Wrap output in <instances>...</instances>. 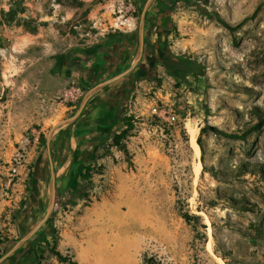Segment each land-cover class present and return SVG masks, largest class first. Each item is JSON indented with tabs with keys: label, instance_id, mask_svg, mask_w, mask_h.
<instances>
[{
	"label": "rangeland",
	"instance_id": "374dc122",
	"mask_svg": "<svg viewBox=\"0 0 264 264\" xmlns=\"http://www.w3.org/2000/svg\"><path fill=\"white\" fill-rule=\"evenodd\" d=\"M135 16L128 0H0V254L29 233L21 210L37 162L53 152L60 194L40 264H264V0L180 2L155 37V70L136 85L130 120L115 121L96 160L79 162L91 133L80 122L48 145L84 99L70 102L80 84L62 73L64 51L127 30ZM175 62H197L203 76L179 82ZM95 103L83 121L96 119ZM157 104L177 121L154 116ZM75 189L88 197L71 204Z\"/></svg>",
	"mask_w": 264,
	"mask_h": 264
},
{
	"label": "flooded vegetation",
	"instance_id": "af4514ba",
	"mask_svg": "<svg viewBox=\"0 0 264 264\" xmlns=\"http://www.w3.org/2000/svg\"><path fill=\"white\" fill-rule=\"evenodd\" d=\"M128 1L131 2L133 12L136 15V23L130 24L131 28L108 33L101 41L87 47H71L65 50L62 55L60 63L62 73L65 77H72V75L76 77L82 92L80 99L84 98L88 91L116 79L98 89L90 98L86 109L93 100H96L93 105V107L99 108L96 119L83 121V118H80L77 121L91 130L83 142L79 154L81 166L96 160L98 152L111 138L115 121L118 120L119 122L120 119L128 115L136 85L152 78L156 62L149 61V59L154 57V52L157 50L155 37L159 31L170 28L172 24V0ZM150 1V5L146 8ZM144 14V32L141 34ZM96 132L97 134H95ZM57 163V158L52 152V157L47 161L41 158L36 164L28 197L21 210L22 225L26 228L25 234L30 232L48 213L53 173H55L57 204L60 194L56 175ZM49 225L50 220L21 249L12 255L20 261L27 258L28 262L33 264L34 242Z\"/></svg>",
	"mask_w": 264,
	"mask_h": 264
},
{
	"label": "trees",
	"instance_id": "16d2710c",
	"mask_svg": "<svg viewBox=\"0 0 264 264\" xmlns=\"http://www.w3.org/2000/svg\"><path fill=\"white\" fill-rule=\"evenodd\" d=\"M183 1L184 0H172V3H173L172 11H174V9L177 7V5ZM216 18L224 27L228 28L229 30L234 31L237 29V27H233L229 23H227L225 20H223L218 14H216ZM172 71H173L176 79L182 83L190 82L189 80L191 78H193V80L197 82L198 80H200V77L203 76V70H202L201 66L197 64V62H194L192 66H190L186 62H175L172 65ZM129 120H130V118H128L127 116L120 119L123 126ZM77 123H79V122H75V123L69 125V127L75 126ZM126 126H127V129L125 131H123L120 135L115 136L114 139L116 141H120L123 138H125L126 136H128V133H129L128 129L131 128V125L129 126V124H128ZM213 130L217 135L224 136L227 138L231 137V135L229 133L222 131L220 129L215 128ZM199 142H200V140H199ZM71 194L72 195L69 199V202H71V204H75L76 199H84V198L88 197L87 194L83 193L81 189H75L74 191H72ZM184 218L188 223L195 222L197 224L200 221V217L197 215L185 214ZM53 232L54 231L51 229V226L49 225V227L47 229H45L44 231H42L40 233L39 238L37 240H35V242H34V259L32 262L33 264H40L41 260L38 259L37 256L40 255L41 252L44 253L43 249H38V244L41 242H44V243H46V245H48V243H47L48 239H46V241L44 239L47 235H53L54 234ZM2 257H3V255L0 254V259ZM149 262H151L152 264H161L160 262L157 261V259H154V258L150 259L148 261V263Z\"/></svg>",
	"mask_w": 264,
	"mask_h": 264
},
{
	"label": "water",
	"instance_id": "95a60500",
	"mask_svg": "<svg viewBox=\"0 0 264 264\" xmlns=\"http://www.w3.org/2000/svg\"><path fill=\"white\" fill-rule=\"evenodd\" d=\"M151 1L148 2L146 8L150 5ZM144 19H145V14L143 15V22H142V27H141V34H143L144 32ZM137 64V62H136ZM116 80V79H115ZM114 79L108 82H105L99 86H97L95 89H92L90 91L87 92L86 96L83 99L82 105L80 110L78 111L77 114H75L73 117L70 118H65L60 120L59 122H57L51 129L49 136H48V145H50V141L52 138V135L54 134V132L64 126H69L75 122H77L84 114L86 106L90 100V98L93 96V94L98 90L101 89L102 87H104L105 85L115 81ZM56 206V189H55V173H53V178H52V184H51V200H50V206H49V210L48 213L46 214V216L40 220L35 227L21 240L19 241L10 251V253L6 256H4L3 258L0 259V264H3L6 259L8 257H10L13 253H15L16 251H18L19 249H21L33 236H35L41 229L42 227L50 220L54 208Z\"/></svg>",
	"mask_w": 264,
	"mask_h": 264
},
{
	"label": "built area",
	"instance_id": "2783aa9c",
	"mask_svg": "<svg viewBox=\"0 0 264 264\" xmlns=\"http://www.w3.org/2000/svg\"><path fill=\"white\" fill-rule=\"evenodd\" d=\"M70 96L73 98V100H70V102H76L82 96V92L79 88H73L70 91ZM151 112L154 116H157L163 120H166L170 124H174L178 119L177 114L175 113L174 109L170 105L157 104L152 107Z\"/></svg>",
	"mask_w": 264,
	"mask_h": 264
},
{
	"label": "bare ground",
	"instance_id": "6f19581e",
	"mask_svg": "<svg viewBox=\"0 0 264 264\" xmlns=\"http://www.w3.org/2000/svg\"><path fill=\"white\" fill-rule=\"evenodd\" d=\"M188 132H189V134L191 136L192 146L194 147V149H195V151L197 153V156H199L201 154V149H200V146L197 143L198 129L190 124V125H188ZM199 170H200V168H199Z\"/></svg>",
	"mask_w": 264,
	"mask_h": 264
}]
</instances>
